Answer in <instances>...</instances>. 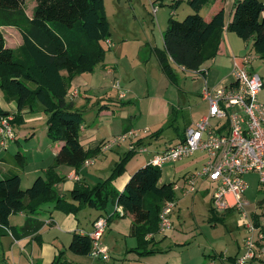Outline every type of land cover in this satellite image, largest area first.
<instances>
[{
  "label": "trees",
  "instance_id": "1",
  "mask_svg": "<svg viewBox=\"0 0 264 264\" xmlns=\"http://www.w3.org/2000/svg\"><path fill=\"white\" fill-rule=\"evenodd\" d=\"M215 1L188 0L192 14L181 21L173 17L167 20L162 48H154L153 53L161 72L172 84L177 81L173 66L197 72L205 61L217 55L224 28L243 42L252 40L253 51L264 57V3L235 0L231 18L225 26L223 7L208 20L200 14L206 4ZM34 2L32 15L27 18L24 0H0V27L16 28L22 40L15 49L6 47L0 30V92L6 102H12L16 107L13 126L23 123L24 111L33 113L39 110L46 117L47 136L54 142H61L62 146L55 156L54 166L46 170L44 176H38L28 188H21L19 175L0 179V238L11 236L19 240L36 236L43 224L35 217L44 205L51 204L53 210L65 214H77L83 207L105 211L111 200L121 209L123 216L131 217L129 235L137 241L138 254L158 253L159 250L151 246L154 245L153 236L158 233L163 205L167 201H176L174 183L160 185V168L149 162L129 177L121 192H116L112 183L123 173L137 148L146 146L147 141L157 138L163 130L132 142L133 148L119 157L104 181L92 187L77 183L68 198L58 196L54 190V185L63 181L55 174V167L68 166L77 173L85 160L95 158L101 151L102 142L93 150H85L80 144L79 131L84 117L81 111L73 108L67 92L76 75L91 71L94 64L103 61L102 42L108 40L110 32L104 0ZM14 159L18 166L24 165L20 153ZM210 209L212 221L217 220L212 207ZM17 213L26 216L20 229L9 224L10 216ZM67 250L76 256H89L90 237L73 233ZM2 261L0 250V264ZM50 264L69 263L60 262L58 255Z\"/></svg>",
  "mask_w": 264,
  "mask_h": 264
},
{
  "label": "rangeland",
  "instance_id": "2",
  "mask_svg": "<svg viewBox=\"0 0 264 264\" xmlns=\"http://www.w3.org/2000/svg\"><path fill=\"white\" fill-rule=\"evenodd\" d=\"M187 1L188 0H178V2L177 0H104V9L109 23L110 37L108 38L109 44L106 41L102 42V46L105 50L103 61L94 64L91 71L75 76L86 79L88 85H101V89H94L90 86L81 87L77 89L80 95L76 94L77 97L81 96V98H68L71 102L76 98L73 108L84 114V122L86 124H91L93 128L94 126L98 128L99 133L95 136V139H104L103 142H107L121 135L120 127L122 122L118 118V115H120L119 111L122 107L127 108V111H130L132 115L134 114L137 116L139 114V112L136 111L137 106L135 105L137 101H128L130 94L127 90L129 86L127 87L126 84H130L133 88L135 87V91L140 90L141 93H145L146 90L151 91L157 82L156 80L159 79L160 76H163L153 53V49L162 48V36L167 27V20L170 17H173L177 21H181L186 15L193 13L187 5ZM259 1L264 3V0ZM34 4V0H24L25 17L29 18L32 15ZM211 5L212 3H209L202 8L200 12L202 17L205 18L209 13ZM226 9H229L228 0L226 1ZM14 18L18 19L19 17L14 16ZM0 30L6 47L15 49L22 42L21 36L16 28L2 26ZM254 57L256 59L250 62V66L252 65L254 70L258 71L260 69L261 60L263 61L262 64L264 63V57H261L262 59L260 60L257 59L259 56ZM257 60L260 62L257 63ZM62 74L65 75L64 72ZM185 75L186 78H184V74H182L179 80L182 87L185 82L186 85H188L187 82L191 81V76L187 73H185ZM185 79L187 80L185 81ZM146 81L148 85H146ZM121 87L124 91L127 90V97L125 99L119 97V99H123L119 101L118 90L124 92ZM172 87L174 88V86H171L170 92L173 90ZM71 93L72 92H70V94ZM84 95H87L89 99L86 100L82 98ZM263 100L264 98L260 101ZM99 101L100 103L107 102L109 104V110H104L108 115L102 118L97 117L99 108L97 103ZM177 106L178 104L175 107L178 113L175 126L173 128L167 127L161 139L159 138L157 141L154 140L151 142V144L147 146L149 152L133 154L126 163V168H128V164L135 157L141 156L143 158H151L152 153L156 151V146H161L162 149L165 147L164 142L168 143V141L172 139L174 144L178 142L180 137H183L188 115L191 114V117L195 119L205 108L202 101L194 95L191 98L190 95L183 96L180 99L179 106ZM189 106L192 108L186 110ZM139 120L145 123V125H148L149 117L144 115ZM130 122L134 129L137 128V126L141 127L139 126L140 121L138 122L137 117L131 118ZM136 122L138 123L135 124ZM212 123H215V121ZM175 135L179 138H176ZM129 144V141H124L110 151H100L99 156L101 154H106V159L102 157L100 159L101 161L97 160V164L103 163L102 166L104 169L112 165L114 166V163L119 161V158L118 160H116V158L115 162H111V160L115 158V149L120 147L121 153H123L122 151L127 152L130 149ZM197 155L196 153L193 158L197 157ZM201 169L202 166L197 170L190 169L188 176L193 177V175ZM107 178H103V180L100 181H104ZM244 180L247 184L244 198L250 204L246 208V211L250 216L253 213L257 214L261 218V223L264 224V192L258 188L257 175L251 173L246 175ZM172 182L175 183L173 184V191L176 198V207L174 211L177 208L179 213L177 216V214L175 215L173 212L174 216L172 215L171 219L172 229L165 233V235L168 234V236L164 241L158 244V246H155V248L158 247L162 250V255H159L160 253L146 256L139 255L138 252L140 250H136L137 241L129 235V218H124L114 221V224H109L102 235L101 242L107 247L110 253L107 261H103L91 255L76 256L67 251L65 254L61 252L56 255H59L60 262H67L69 264H164V252H170L169 256L171 257L179 256V258L182 259V264H220L219 262L222 260L224 262L229 261V258L235 255L237 246L241 249L243 237L246 235L243 226L244 222L240 218L238 212L233 210L230 211L232 213L229 214L227 212L216 211L211 206V203L209 206L206 197H200V195L195 197L196 192L191 194L187 193L186 191L190 188V185L188 182L186 184L182 174L175 176ZM195 185L196 189L200 185V180L198 178L195 180ZM175 186L179 188L175 189ZM26 188L27 186H24L22 189ZM210 207H212L217 220L212 221L213 214L211 209L209 211ZM18 217V213L13 215L11 219L12 225L17 224ZM177 231H179L180 234H178ZM171 232L177 233V237L179 238L178 243H176L175 240H171ZM182 242L184 243L182 244ZM0 243L3 245L4 253H6L8 245L4 237L0 238ZM151 246L154 247V245ZM151 246H149L148 249H150ZM240 249H238L239 252ZM7 255L9 256V254L6 253V259ZM33 261L36 262V258H33ZM51 262L49 261L46 264H50ZM249 264H264V258L263 256L256 257L250 261Z\"/></svg>",
  "mask_w": 264,
  "mask_h": 264
},
{
  "label": "crops",
  "instance_id": "3",
  "mask_svg": "<svg viewBox=\"0 0 264 264\" xmlns=\"http://www.w3.org/2000/svg\"><path fill=\"white\" fill-rule=\"evenodd\" d=\"M226 1L227 0L221 2L220 0H216L214 3H212L211 9L204 19L208 20L214 12H216L220 7H223L224 22L225 26H227L231 18L235 0H228V10L226 9ZM246 55H254L256 57L259 56L252 49V40L243 42L236 35L227 32L224 28L217 55L213 59L205 61L200 66L197 72H188L183 70L182 68L173 66L177 77L176 84H172L168 80V78H166V76L161 72L163 76H160V78L156 80L157 82L153 86V89H151V91L146 90L145 93H141L140 90L135 91V87L133 88L130 84H126L127 87L129 86L127 90L130 94L128 101H137V104L135 103V105L137 106L136 111H138L139 114L137 116L134 114L132 115L130 111H127V108H121V110L119 111L120 115H118V118L122 122V125L120 127V134H123L129 130H146V133L141 135V138H144L159 129L163 130L157 138L147 141L146 146L150 145L154 140L157 141L159 138H162L161 136L167 127L173 128L175 126L178 115L176 110L177 108L175 107L177 104L179 106L180 99L183 96L190 95L191 98L194 95L198 99H200V101H202V103L205 105V108L201 111V114L197 115L195 119L191 117V114L188 115L185 129L188 128L207 113L208 106L201 99V92L203 88L207 87L210 90H214L232 84L234 80L232 75L234 59L242 58ZM254 59L256 58L254 57ZM257 59L260 60L262 58L259 56V58ZM259 60H257L256 62H260ZM262 62L263 61L261 60L260 69L258 71H255L252 65L250 66V71L257 74L263 82V88L258 94L259 101L264 98V63L262 64ZM184 72L191 76V81L187 82L188 85H186L185 82L182 87L179 83V80L181 79L182 74H184L183 77L186 78ZM186 80L187 79H185V81ZM146 85H148L147 81ZM87 86H90L94 89H101V85H88L86 79H83L81 77H74L70 82V88L67 92V99L70 96V92L77 91V95H80L79 90L77 89ZM171 86H174V88L172 87V92H170ZM122 91L124 90L122 89ZM126 91H124L123 99L127 97ZM118 92L120 94L121 91L118 90ZM119 94L118 100L121 101L123 99H119ZM76 98L79 99L81 98V96H76ZM76 98L72 100V104L75 103ZM82 98L86 100L89 99L87 95H84ZM260 102L264 103V100ZM97 105L99 106L97 117L102 118L108 115L104 112V110H109V104L107 102L100 103L99 101ZM189 108L191 109L192 107L189 106L188 108H186V110H188ZM0 112H3V115H0V118L7 115L14 117L17 113L14 103L6 102L1 92ZM144 115L149 117L148 125H145V123L139 120ZM22 116L23 123L21 125H12L14 131V139L8 142L5 148H2L0 150V179L12 175H19L21 179V187L23 188L24 186H27L28 188V186H30L38 176H44L46 170L54 166L55 156L61 148L62 143L54 142L49 139V137L47 136L46 117L39 110L33 113L24 111L22 113ZM133 117H137L138 122L140 121L139 126L141 127L137 126V128L134 129L132 123L130 122V119ZM84 121L82 126L80 127L79 141L85 150H93L97 147L98 144L103 142L104 139H95V136L99 133L98 128L95 126L93 128V125L86 124ZM138 122H136L135 124H137ZM175 136L176 138H179L177 137V135ZM172 140L168 141V143L164 142L165 147H163L162 149L161 146H156V151L154 152H161V150L163 151L164 148L166 149L168 146L174 144ZM131 143L132 142H130L129 144V148L131 147ZM120 150V147L115 149V158L112 159L111 162H115L116 158V160H118V158L125 152L122 151L123 153H121ZM17 153H20L24 157V165L22 167L18 166L15 162L14 156ZM196 153L198 154L197 157L193 158ZM196 153H194L193 156L188 159L176 162L174 164L169 163L161 166V178L159 184L162 185L173 183L172 181L175 176L182 174V177L184 178L189 175L190 169H199L205 162L206 156L203 152ZM102 157L106 159V154H101L100 156L97 155L95 158L91 159V164H89L88 166H83L77 173L73 168L68 166L61 165L55 167V174L58 177L63 178V181L54 185V190L58 194V196L68 198V194L77 183L91 187L98 182H102L100 180H103V178H107L108 175H110L113 165L104 169L102 166L103 163L97 164V160L101 161L100 159ZM149 159L150 157H135L128 164V168H126L125 166L123 173L113 181V189L116 192H121L129 177L139 167L144 166L146 163H148ZM211 192L212 186L210 185V183H208L207 181H200V185L197 188L195 197L199 195L200 197H206L210 206ZM117 209L118 208L116 204L111 200L108 203L105 211H97L95 209L83 207L77 214H65L60 211L53 210L51 204L44 205L39 211V214L35 217L36 220L40 221L43 224L36 236H27L19 240H14L11 236L4 237L7 242L6 244L8 245L6 253L9 254V256L7 255L6 259V253H4L3 245L0 243L3 256V261L1 262V264H46L49 261L51 262L52 260H54L55 256L58 253L62 252L65 254L68 251L67 247L73 233L87 235L90 234L92 232V224L98 218L107 219L112 215L110 221L108 222V226L109 224H114V221H118V219L124 218H129L128 224H131V217L129 215L123 216L116 214ZM230 211L233 210L231 209L226 212L231 214L232 212ZM174 213L178 216L179 210L176 208ZM18 215L19 217L17 218V224L12 225L11 219L13 215L9 218V224L10 226H14L17 229H20L24 224L26 216L24 215V213H18ZM259 226L263 227L264 224H259ZM177 232L178 234H180L181 230L180 233L179 231ZM171 234V240H175V242L178 243L179 238L177 237V233L171 232ZM167 236L168 234L165 235L158 233L153 236V248L155 250H159V255L163 254L162 250L158 247L155 248V246H158V244L164 241ZM183 243L184 242H182V244ZM238 249L240 248L237 246L235 255L233 257H230L229 261L224 262L222 260L219 263L234 264L235 259L240 254ZM167 253L168 252H164V264H182V259H180L179 256L171 257L169 256L170 252L168 254ZM33 258H36V262L33 261ZM27 260L29 263L27 262Z\"/></svg>",
  "mask_w": 264,
  "mask_h": 264
},
{
  "label": "built area",
  "instance_id": "4",
  "mask_svg": "<svg viewBox=\"0 0 264 264\" xmlns=\"http://www.w3.org/2000/svg\"><path fill=\"white\" fill-rule=\"evenodd\" d=\"M106 42L109 44L108 40ZM253 60L252 55L234 59L232 84L214 90L203 88L201 99L208 106L207 113L185 129L183 139L162 152H153L149 160V163L160 168L164 164L188 159L196 152L205 154L202 169L193 177H184L186 184L188 182L190 185L186 192H197V178L208 181L212 186L210 202L213 209L238 212L244 222L246 235L234 264H249L256 257L264 258V228L255 225L262 224V221L257 214H248L246 208L250 204L244 198L247 190L244 177L251 173L257 175L258 188L264 192V103L258 100L263 82L250 71V62ZM76 94V91L72 92L69 98L76 97ZM119 97L123 98L124 92ZM12 120L13 117L8 115L0 118V150L14 139ZM145 132L129 130L111 141L102 142L101 151L111 150L124 141L134 142ZM147 152V146L137 148V153ZM89 164L91 159L85 160L83 166ZM175 207L176 201H167L163 205L158 220L159 234L172 229L171 219ZM116 214L122 215L120 208ZM107 227V219L98 218L92 224V232L88 234L91 239L90 255L103 261L109 259V251L101 242Z\"/></svg>",
  "mask_w": 264,
  "mask_h": 264
}]
</instances>
